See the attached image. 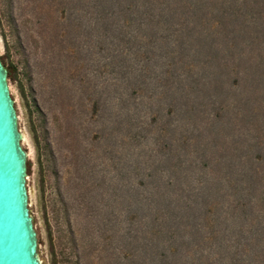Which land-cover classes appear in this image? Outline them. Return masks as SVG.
<instances>
[{
  "label": "trees",
  "instance_id": "16d2710c",
  "mask_svg": "<svg viewBox=\"0 0 264 264\" xmlns=\"http://www.w3.org/2000/svg\"><path fill=\"white\" fill-rule=\"evenodd\" d=\"M29 2L64 58L49 61L52 84L81 73L92 45L140 109L126 125L149 145L132 169L127 264H264V0Z\"/></svg>",
  "mask_w": 264,
  "mask_h": 264
},
{
  "label": "rangeland",
  "instance_id": "374dc122",
  "mask_svg": "<svg viewBox=\"0 0 264 264\" xmlns=\"http://www.w3.org/2000/svg\"><path fill=\"white\" fill-rule=\"evenodd\" d=\"M31 8L29 0H0V54L17 65L8 83L28 153L29 208L42 264H127L130 186L138 180L132 169L149 145L132 144L126 125L140 109L128 105L131 97L123 84L115 85L120 82L92 45L81 73L57 72L52 84L49 61L64 67V58L57 46L48 48L50 26L45 36L37 33ZM24 55L32 67L29 81Z\"/></svg>",
  "mask_w": 264,
  "mask_h": 264
},
{
  "label": "water",
  "instance_id": "95a60500",
  "mask_svg": "<svg viewBox=\"0 0 264 264\" xmlns=\"http://www.w3.org/2000/svg\"><path fill=\"white\" fill-rule=\"evenodd\" d=\"M0 54V264H42L29 208L28 153Z\"/></svg>",
  "mask_w": 264,
  "mask_h": 264
}]
</instances>
